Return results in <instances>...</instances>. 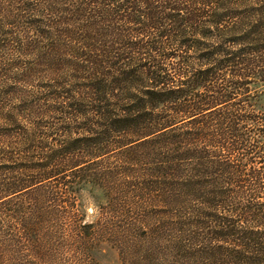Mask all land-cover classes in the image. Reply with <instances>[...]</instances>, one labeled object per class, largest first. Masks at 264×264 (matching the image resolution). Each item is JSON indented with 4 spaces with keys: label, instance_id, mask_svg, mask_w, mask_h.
<instances>
[{
    "label": "trees",
    "instance_id": "obj_1",
    "mask_svg": "<svg viewBox=\"0 0 264 264\" xmlns=\"http://www.w3.org/2000/svg\"><path fill=\"white\" fill-rule=\"evenodd\" d=\"M111 250L264 264V0H0V264Z\"/></svg>",
    "mask_w": 264,
    "mask_h": 264
},
{
    "label": "rangeland",
    "instance_id": "obj_2",
    "mask_svg": "<svg viewBox=\"0 0 264 264\" xmlns=\"http://www.w3.org/2000/svg\"><path fill=\"white\" fill-rule=\"evenodd\" d=\"M84 204H85V208H86V219L90 220L93 218V213H94V208L91 202V198L89 197L88 194H84ZM68 261H61V260H57L54 263L57 264H68ZM100 264H119L118 258H117V254L111 250L108 251L106 254H104V256H102L100 258Z\"/></svg>",
    "mask_w": 264,
    "mask_h": 264
}]
</instances>
